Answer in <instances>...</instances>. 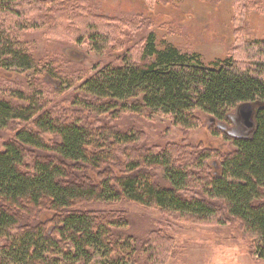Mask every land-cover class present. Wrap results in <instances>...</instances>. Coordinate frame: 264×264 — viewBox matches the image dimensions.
<instances>
[{"label": "trees", "instance_id": "16d2710c", "mask_svg": "<svg viewBox=\"0 0 264 264\" xmlns=\"http://www.w3.org/2000/svg\"><path fill=\"white\" fill-rule=\"evenodd\" d=\"M79 1L0 0V15L21 17V11L44 5L66 19L71 11L87 10ZM2 21L0 67L38 70L36 58ZM91 28L92 44L102 51L108 39ZM230 59L207 65L171 44L158 49L150 33L138 60L126 57L123 65H108L81 84L85 97L76 99L78 107L44 110L40 93L13 88L4 94L0 88V130L23 124L0 150V264H138L141 253L158 259L170 247L162 234L129 233L123 210L86 209L122 202L193 221L218 214L237 220L264 259V104L256 110L252 135L211 131L232 143L225 155L182 143L148 146L141 130L94 126L80 111L116 119L121 111L160 112L186 131L200 126L198 110L228 121L236 106L264 102V61L252 70ZM48 71L62 77L53 67ZM211 158L220 160V173L211 174ZM121 167L120 174L113 170ZM90 171L100 174L97 181ZM26 207L21 216L18 209ZM44 210L53 216L42 220Z\"/></svg>", "mask_w": 264, "mask_h": 264}, {"label": "rangeland", "instance_id": "374dc122", "mask_svg": "<svg viewBox=\"0 0 264 264\" xmlns=\"http://www.w3.org/2000/svg\"><path fill=\"white\" fill-rule=\"evenodd\" d=\"M79 4L88 5L87 10L71 11L66 19L55 8L44 5L25 15L20 9L21 17L1 13L0 25L6 20L5 28L11 26L39 65L38 70L31 71L0 67L2 92L15 88L40 93L44 110L50 108L53 112L78 107L76 99L85 97L81 84L108 65H123L126 57L138 60L150 33L155 35L158 49L171 44L200 55L207 65L232 57L242 69L256 70V63L264 61V0H80ZM93 25L108 39L102 51L90 39ZM51 67L62 77H53L48 71ZM251 104L256 111L264 102ZM240 106L232 109L225 122L198 110L200 126L187 131L176 126L170 115L160 112L138 115L121 111L116 119L110 113L98 115L84 108L80 111L94 126L108 123L122 131L141 130L148 146L182 143L225 155L234 150L232 143L223 136H213L212 130L231 136H250L255 130V115V126L248 127L240 115ZM19 127L23 124L0 130V150L14 138ZM35 154L34 149L28 151L30 164ZM207 164L212 175L221 172L219 159L211 158ZM113 170L120 174L123 167ZM89 174L96 181L99 179V173ZM86 209L123 210L129 218V233L144 238L151 231L162 234L163 242L167 241L170 247L156 260L141 253L138 264H264V259L254 253L251 238L242 225L221 214L193 221L130 202L111 207L91 204ZM18 211L25 216L28 208ZM52 216V212L44 210L40 218L48 220Z\"/></svg>", "mask_w": 264, "mask_h": 264}, {"label": "water", "instance_id": "95a60500", "mask_svg": "<svg viewBox=\"0 0 264 264\" xmlns=\"http://www.w3.org/2000/svg\"><path fill=\"white\" fill-rule=\"evenodd\" d=\"M239 112L243 122L248 127L255 126V120L253 119V115H256V111L254 110L253 104L251 103L242 104L239 108Z\"/></svg>", "mask_w": 264, "mask_h": 264}]
</instances>
